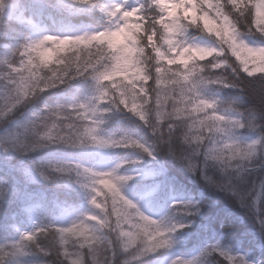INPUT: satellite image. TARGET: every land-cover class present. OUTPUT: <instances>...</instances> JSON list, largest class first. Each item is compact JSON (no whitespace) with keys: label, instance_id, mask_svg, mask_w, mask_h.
<instances>
[{"label":"snow or ice","instance_id":"6c2138e0","mask_svg":"<svg viewBox=\"0 0 264 264\" xmlns=\"http://www.w3.org/2000/svg\"><path fill=\"white\" fill-rule=\"evenodd\" d=\"M63 2L69 7H99L109 20V27L78 35L46 34L21 43L12 52L17 59H5L0 70V118L68 80L90 77L96 83L95 94L83 102L47 109L39 124L33 123L30 131L25 129L30 139L26 140L24 134L13 135L0 142L4 150L30 152L49 144H64L72 148L132 149L155 159L154 145L101 134L102 116L109 109L100 106L123 108L150 127L158 143L168 144L169 154L189 172H199L209 187L231 193L247 209L264 237V209L258 207L264 199V111L244 115L229 107L218 112L216 102L199 91L207 85L240 87L243 95L264 108V85L257 89L239 80L240 72L264 78V47H250L243 40L238 41L236 22L231 18L232 13H247L248 30L264 35V0H148L146 7L155 8L158 15H148L145 5L125 9L121 4L106 7L98 0ZM6 7V0H0V14ZM189 25L201 26L214 34L219 48L186 43L181 37ZM122 33L123 43L117 46L114 38ZM81 44L87 45L90 52L83 63L74 60L73 55H58L55 61L46 55L72 52ZM228 54L235 57V64L228 63ZM221 56L223 59H219ZM208 57L213 60L202 65ZM225 67L231 69L233 79L211 75L212 69ZM203 69H209V73L202 75ZM162 82L170 87L160 89ZM243 128L256 132V137L241 140L238 132ZM170 142L186 148L177 152ZM138 162L125 158L107 171L80 163H49L47 168L52 173L71 172L81 178L77 182L88 190L92 211L66 226L37 225L31 232L20 233L10 245H0V264L8 256L23 257L29 245L43 255L54 254L63 264H113V257L121 250L127 253L122 264H134L148 254L171 248V234L186 225L172 223L170 216L152 218L122 194V186L133 177L119 174L118 169ZM206 166L217 168L226 179L206 175ZM34 168L44 180L58 178L45 174L40 166ZM242 175L253 177L246 191L232 183L233 177ZM169 209L173 215L182 213L186 217L199 212L194 200L173 201ZM101 232L103 237L98 235ZM40 238L47 241L46 246L38 243ZM213 253L227 264H252L245 255H231L217 245L206 247L190 259L176 257L171 264H202L201 258ZM16 264L24 262L17 259Z\"/></svg>","mask_w":264,"mask_h":264},{"label":"trees","instance_id":"16d2710c","mask_svg":"<svg viewBox=\"0 0 264 264\" xmlns=\"http://www.w3.org/2000/svg\"><path fill=\"white\" fill-rule=\"evenodd\" d=\"M101 1L98 0L100 5ZM147 2L148 0H128L125 9L140 8L141 5H145L144 10L148 15H158L155 8L146 7ZM6 4L4 13L0 14V70L4 67L5 59H17L12 56V52L21 43L32 39L33 23L44 24L52 35H78L103 30L110 25L108 19L101 18L99 7H69L62 0H6ZM225 11L228 9L226 8ZM20 12H22V20H16L15 16ZM231 18L236 22L239 38L247 37L252 45L264 47V35L256 32L255 29L248 30L250 18L247 13L243 16L232 13ZM181 38L186 43L200 47L218 49L220 46L214 34L207 33L201 26L189 25ZM58 55H73L74 60L79 59L83 63L89 58L90 52L87 45L81 44L72 52L64 51L57 53ZM219 59H223V56ZM212 60L213 57H208L202 65ZM228 63L235 64V57L228 54ZM208 73L209 69H203L201 74ZM211 75L234 78L231 69L227 67L224 70L212 69ZM239 80L257 89L264 85V78L248 77L243 72L239 73ZM159 87L164 89L170 85L162 82ZM95 88L96 83L90 77L76 78L47 89L29 102L17 106L11 113L0 118V142L15 134H24L26 140L30 139L25 129L29 128L30 131L33 123L39 124L47 115V109L67 105L72 101L83 102L95 94ZM199 91L206 99L216 102L218 112L229 107L244 115L264 111L255 100L243 95L240 87L207 85ZM2 94L3 85L0 83V95ZM100 107L109 109L102 116L103 123L100 125L102 135L111 134L116 139L129 137L146 146L154 145L156 149L155 159L138 150L107 149V156L112 165L125 158L139 161L118 169L119 174L133 177L122 186V194L152 218L170 216L172 223L186 225L171 234L174 241L171 248L148 254L134 264H171L176 257L190 259L197 256L210 245H217L234 256L245 255L252 264H264V237L258 231L259 225L254 223L247 209L242 207L231 193L213 189L201 178L199 172L195 174L189 172L169 154V145L158 143L151 128L133 113L123 108H114L110 104ZM257 122H261L259 115ZM238 135L241 140H249L256 137V132L243 128L239 130ZM170 143L177 152L186 148L178 142ZM21 158H16L12 162L0 158V245H10L19 238L20 233L31 232L34 221L41 226L51 225L65 221L69 214L82 215L92 211L88 190L76 184L81 178H71L73 182L71 185L55 181L30 183L26 181L23 171L15 169V165L22 160L27 166H40L41 170L47 172L46 174H51L47 165L59 160L95 167L100 155L94 147L72 148L64 144H53ZM204 171L213 179H226L215 167L206 166ZM255 178L259 180V175ZM252 179V176L242 175L233 177L232 183L242 191H246ZM185 200L196 201L199 212L190 217L182 213L173 215L169 205L173 201ZM258 207L264 209V199ZM98 235L103 237L102 232ZM38 243L43 247L46 246L47 241L40 238ZM5 250H8L7 247ZM25 252L28 261L34 264H63L54 254L43 255L33 245H29ZM16 258L5 257L4 264H14ZM125 259L127 253L121 250L113 257V264H122ZM201 259L202 264H227V261L216 253Z\"/></svg>","mask_w":264,"mask_h":264},{"label":"rangeland","instance_id":"374dc122","mask_svg":"<svg viewBox=\"0 0 264 264\" xmlns=\"http://www.w3.org/2000/svg\"><path fill=\"white\" fill-rule=\"evenodd\" d=\"M62 2H63V0H62ZM112 4H121L123 6V8H124L125 0H102L101 1V5L106 6V7L107 6H111ZM99 13H100L101 18L107 19L105 17V15L100 10H99ZM15 19L16 20H22V13H19L17 16H15ZM211 26L214 27V25H211ZM32 30H33L32 40L37 39V38H39L42 35L50 34L48 32V29L46 28V26L44 24H35V23H33L32 24ZM123 36H124V34L122 33V34H120V35H118L117 37L114 38V43L117 46H120L123 43ZM237 40L238 41L239 40H243L248 46H250V47H256V46L252 45L249 42V40H248L247 37L239 38L237 36ZM46 55L51 56L52 61H55L56 58H57V53L56 54L46 53ZM15 135H18V134H15ZM10 137H8V138H10ZM51 145H53V144L46 145L45 147H49ZM45 147H43V148H45ZM43 148L35 149L33 151H30V152H20V151H15L13 149H8V151H5L4 150V145L2 143H0V158L1 159H4V160H7L9 162H12L16 158L17 159H22L21 157L28 156L31 153L41 151ZM94 148H95V151L97 153H99V155H100L99 162L95 165V167H93L94 170H97V171H107V170H110L112 167L115 166V165H112L111 162L108 159L107 149H99V148H96V147H94ZM59 161L60 162H70V161H67V160H65V161L64 160H59ZM34 166L35 165H31V166L28 165L27 166V165H25V164L22 163V160H20L15 165V169H19V170L23 171V175L25 176L26 181H28L30 183H49L50 181H55V182H58V183H62L64 185H71V184H73V182L70 179L76 177L75 173H71V172L70 173H66V174H59V175L56 174V173H52L51 172V174H47V175H49L50 177H52V176H58V178H56V179L50 178L48 180H44V179H42L40 177V175L38 174V172L35 170ZM84 167L92 168L90 166H84ZM46 173L47 172H45V174ZM76 184L77 185H80V183H78V182H76ZM79 216H81V215L69 214V215H67L65 221H63L61 223H57V224H51V225L66 226L72 220H75ZM69 250L71 251V249H69ZM26 254L23 257H17L16 260L17 259H20V260H22L24 262V264H34V263H31V262L28 261V259L26 258ZM14 264H16V261H15Z\"/></svg>","mask_w":264,"mask_h":264}]
</instances>
